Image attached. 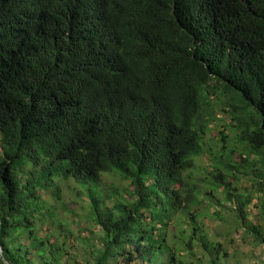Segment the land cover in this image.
<instances>
[{
	"label": "trees",
	"instance_id": "trees-1",
	"mask_svg": "<svg viewBox=\"0 0 264 264\" xmlns=\"http://www.w3.org/2000/svg\"><path fill=\"white\" fill-rule=\"evenodd\" d=\"M220 98L242 151L216 162L214 188L225 189L236 231L256 249L264 245V0H0V264H190L196 247L222 264L225 238L208 241L191 211L201 194L186 177L205 153ZM236 153L249 157L248 193L232 173L243 167ZM105 174L128 181L131 193L105 191ZM69 180L86 193L87 220L99 229L92 237L74 236L57 217V182ZM179 213L186 249L169 245ZM80 241L90 253L79 260Z\"/></svg>",
	"mask_w": 264,
	"mask_h": 264
},
{
	"label": "rangeland",
	"instance_id": "rangeland-1",
	"mask_svg": "<svg viewBox=\"0 0 264 264\" xmlns=\"http://www.w3.org/2000/svg\"><path fill=\"white\" fill-rule=\"evenodd\" d=\"M224 101L225 98H220L219 105L216 106L215 110L216 119L211 122L204 137L203 146L205 153L195 160L194 168L186 174L187 182L191 187L195 188V191H199L201 194L199 205L192 208L191 211L200 215L199 222L202 221L207 225L210 232L208 233V241L210 243L217 244L219 240L225 238L226 242H223V247L229 252V257L219 261L220 263L256 264L258 259L264 260V245L254 249L253 244H251L253 238L250 236L246 237L243 230L236 231L237 221L233 216V212L229 209L225 189L214 188L219 179L214 168L216 162L224 160L226 158L225 153L232 148L242 151L241 145L234 141L235 131L233 130L231 114L233 109L229 106H224ZM234 158L236 163H240L243 167L241 169H232V173L241 178V191L248 193L253 186L249 177L244 175L249 157H247V154H243V157H241L239 153H236ZM251 158L254 160L255 156L252 155ZM224 173L226 174V172ZM102 179L101 185L105 191H120L125 197L131 193L130 183L122 180L118 175L105 174ZM229 180L232 183L236 181L234 177H229ZM57 183L61 191L60 202H62L56 206L57 217L65 224L66 227L64 229H71L74 232V236L77 237L80 234L92 237L94 234L99 233V229L87 220L89 212L86 208V193L73 180L58 181ZM254 202H257V199H254ZM252 207L248 209V211L253 210V213L248 217V221L255 223L259 219L257 217L258 210L254 206ZM217 211H219L222 221L218 220ZM186 220L187 218L182 213H179L169 223L167 232L170 246L175 245L186 249L184 238L181 234L183 228L189 230L187 224L181 223ZM47 227L48 224L45 228ZM187 234L189 235V232ZM72 246V252L78 256L79 260L81 257L89 256V248L83 241L78 244L73 243ZM254 251L256 256L252 257ZM195 254L196 256L193 259H187L189 263L192 262L190 264H209L208 258L205 257L207 252L204 249L196 247ZM202 257L204 259H201ZM152 264H155L154 260Z\"/></svg>",
	"mask_w": 264,
	"mask_h": 264
}]
</instances>
